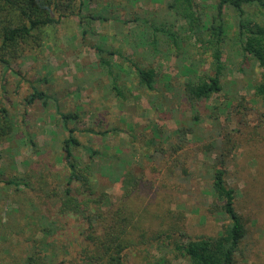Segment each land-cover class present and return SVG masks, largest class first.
Masks as SVG:
<instances>
[{
	"label": "rangeland",
	"instance_id": "1",
	"mask_svg": "<svg viewBox=\"0 0 264 264\" xmlns=\"http://www.w3.org/2000/svg\"><path fill=\"white\" fill-rule=\"evenodd\" d=\"M81 1L75 0V6ZM196 1L202 20L215 12L216 0ZM168 2L83 0L79 14L65 15L55 8L58 22L45 28L48 32L38 44L8 67L0 62V104L18 126L14 136L0 142V264L82 263L86 224L77 214L59 212L69 174L63 140L70 129L83 146L116 155L91 162L87 151L74 149L84 163H91L101 210L109 214L126 205L134 210L135 243L125 251L126 264H191L175 243L222 229L223 218L209 210L215 203L213 173L219 167L226 169V181L236 190V207L247 219L242 257L248 264H264V102L255 93L261 69L243 54L235 13L226 8L224 88L209 98L191 99L189 80L211 72V48L204 41L209 32L193 35ZM246 8L253 19L263 21L256 6ZM146 24L164 25L184 37L182 49L160 35V52L154 53L143 43L150 33ZM98 46L108 50L104 55L113 62L121 95L99 62ZM109 50L119 52L110 55ZM133 61L156 69L154 90L140 85ZM34 88L46 92L47 99L28 105ZM68 113L79 117L65 120ZM184 127L187 131L178 132ZM123 161V171L131 174L115 179L108 168ZM139 177L146 186L130 200L129 184L133 187ZM6 179L26 184L16 186ZM152 209L168 212L170 231L152 221ZM52 222L59 230L48 234L44 229Z\"/></svg>",
	"mask_w": 264,
	"mask_h": 264
},
{
	"label": "trees",
	"instance_id": "2",
	"mask_svg": "<svg viewBox=\"0 0 264 264\" xmlns=\"http://www.w3.org/2000/svg\"><path fill=\"white\" fill-rule=\"evenodd\" d=\"M247 5L256 6L262 13L263 21L258 22L253 19L246 8ZM82 6L83 0L78 7L75 6V0H0V62L5 63L8 67L11 60L23 56L28 50L27 48L34 43L38 44L48 32L45 28L52 27L58 22L54 16L55 8L63 9L61 15H65V13L79 14ZM197 6L196 0H169L168 2L169 10L178 19L186 21L187 28L193 35H202L203 31L209 32L208 38L204 41L207 48H211V72L204 70L197 73L195 68L193 69L192 72L197 74H195V80H189L186 89L188 96L193 100L200 101L224 88L223 76L227 66L223 61L222 49L229 26L224 13L226 8H230L235 13L237 35L243 54L250 55L261 69L260 80L255 84V93L264 102V0H216L215 12L208 15L209 18L205 20H202L197 14ZM93 17L101 18V15ZM104 19L107 18L104 17ZM146 26L150 33L144 38L143 43L150 44L154 53L160 52V35H165L178 50L182 49V42L185 41V38L177 35L171 28L153 24H146ZM96 50L101 66L113 79V88L121 95L122 91L117 83L113 62L104 55L108 50L99 46ZM117 51L119 52V50ZM118 52L109 50L107 53L115 55ZM133 66L140 85L148 90H154L157 77L156 69L152 66H141L134 61ZM37 99L46 100V92L34 88L27 97L26 103L31 105ZM78 117L77 113L63 114L65 120ZM197 118L196 115L195 119ZM17 130L18 126L10 110L0 104V142L14 136ZM87 131L95 132L93 129ZM182 131L187 130L185 127L179 128L178 132ZM156 135H161V132L158 130ZM30 143L34 149L37 148V143L33 138L30 139ZM75 147L87 151L91 162L100 155H107L111 159L116 157V155L109 156L108 153H104L98 148L83 146L79 138L74 135L73 129H70L69 136L63 140V151L69 174L67 187L60 198L59 212L62 214L74 213L80 216L83 223L86 224L82 235L83 241L87 245L81 249L82 263L69 260L66 264H126L125 251L135 243L131 234L132 228L137 227L138 219H135L134 213L132 214L134 210H130L128 205L118 209L123 212L113 210L106 214L101 210L100 199L92 184L91 163H84L82 158L74 153ZM178 148L181 150L183 147L179 146ZM1 158L2 150L0 148ZM124 162L126 161L119 163L113 169L109 167L108 173L114 175L115 179H119L120 175L131 174L130 170L123 171L124 165H126L122 164ZM142 179L143 177L134 178L133 187L129 184L126 195L130 200L134 196L140 195L137 194L139 189L145 188L146 182H143ZM5 182L16 186L21 183L26 184L24 180L20 182L16 179H6ZM153 186L152 184L150 189ZM211 187L215 203L209 204V210L212 213L220 214L223 218L222 229L215 235H199L189 238L186 243L177 241L175 249L185 255L191 264H248L247 260L242 257V246L248 235L247 219L236 207V190L227 183L225 168L215 169ZM147 212H149L148 209ZM152 212L153 214L150 215L152 221H159L156 224L162 226L165 232L172 229L168 212L156 214V210L153 209ZM164 221L169 222L168 226L164 224ZM50 224L52 226L48 225L44 229L46 233L59 230L55 222ZM66 230V227L61 229L63 232ZM161 233L156 235L160 237Z\"/></svg>",
	"mask_w": 264,
	"mask_h": 264
}]
</instances>
